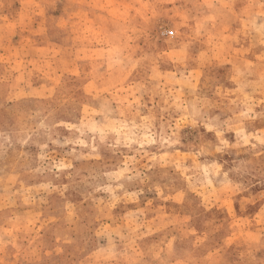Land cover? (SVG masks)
Masks as SVG:
<instances>
[{
	"label": "rangeland",
	"instance_id": "obj_1",
	"mask_svg": "<svg viewBox=\"0 0 264 264\" xmlns=\"http://www.w3.org/2000/svg\"><path fill=\"white\" fill-rule=\"evenodd\" d=\"M0 264H264V0H0Z\"/></svg>",
	"mask_w": 264,
	"mask_h": 264
}]
</instances>
